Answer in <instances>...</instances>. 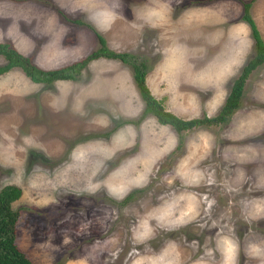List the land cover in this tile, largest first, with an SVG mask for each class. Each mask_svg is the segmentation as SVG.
<instances>
[{"label": "rangeland", "instance_id": "rangeland-1", "mask_svg": "<svg viewBox=\"0 0 264 264\" xmlns=\"http://www.w3.org/2000/svg\"><path fill=\"white\" fill-rule=\"evenodd\" d=\"M9 1L0 42L43 70L96 49L95 33L121 21L134 39L118 49L144 62L148 89L182 119L215 115L254 55L242 2L264 43V0ZM115 62L70 82L0 75V188L21 189L17 247L36 264H264V63L226 123L178 134L151 115L123 123L143 104Z\"/></svg>", "mask_w": 264, "mask_h": 264}, {"label": "trees", "instance_id": "trees-1", "mask_svg": "<svg viewBox=\"0 0 264 264\" xmlns=\"http://www.w3.org/2000/svg\"><path fill=\"white\" fill-rule=\"evenodd\" d=\"M198 2V0H192ZM250 1L242 2L240 19L247 23L250 35L253 39L254 55L249 58L233 79L228 94L221 107L213 116L182 119L164 109L161 101L156 99L148 89L145 82L146 68L143 61L137 55L129 52H114L106 46L102 36L95 33L99 46L90 51L80 60L70 64L49 70H43L31 63L30 58L20 54L10 42H0V56L4 62L0 64V74L17 67L34 83L50 84L56 80H74L81 70L91 61L100 57L117 59L131 68L132 80L142 101V110L135 120H125L123 123L138 124L145 116L151 115L160 125L170 126L176 133L188 131L198 127L216 126L226 123L231 114L238 108L242 96L245 80L250 73L264 63V43L251 19L248 9ZM78 22L77 20H73ZM21 195V189L13 184H7L0 188V264H36L29 259L15 244V224L19 216V210L12 207V203ZM131 194L123 198L129 199ZM17 237V235H16Z\"/></svg>", "mask_w": 264, "mask_h": 264}, {"label": "crops", "instance_id": "crops-1", "mask_svg": "<svg viewBox=\"0 0 264 264\" xmlns=\"http://www.w3.org/2000/svg\"><path fill=\"white\" fill-rule=\"evenodd\" d=\"M104 17V16H103ZM108 23H110V20H109V22ZM107 23V24H108ZM117 23V21H115L114 22V24H116ZM123 26L124 25H122V22L121 21H119V23H118V25H116L115 27H114V30H112L111 31V36H102L103 37V39L105 40V42H106V46L110 49V50H112V51H114V52H125V51H122L121 49L123 48V47H128V46H130L131 45V43L133 42V41H130V40H133L134 39V33H129V32H127L128 34H129V36L127 35V34H125V33H123L124 32V28H123ZM130 30H131V32H133L132 31V28H130ZM101 36V35H100ZM133 36V37H132ZM98 43V42H97ZM20 54H22V55H24V56H26L23 52H21L18 48H16L15 46H13ZM113 47H115V49L113 48ZM82 48V50H80L81 51V55H79L78 57H75V59H74V61H71V62H68V63H66L65 65H67V64H70V63H72V62H75V61H77V60H80L81 58H83L86 54H88V53H85L84 52V47H81ZM118 48H121V49H118ZM69 55H71L72 56V54H69ZM75 55L73 54V56L72 57H74ZM0 58H2L1 56H0ZM2 60H3V58H2ZM108 61V62H112V63H116L115 61H118V62H120L119 60H117V59H108V58H103V57H100V58H97V59H94V60H91L82 70H81V72H80V74L77 76V78L76 79H74V80H56L57 82L58 81H65V82H70V81H75V80H77L78 79V77H80V75H81V73L85 70V69H87V68H90V67H95L96 65H98V64H100V63H98V62H100V61ZM122 63V62H121ZM1 64V63H0ZM62 66H64V65H62ZM58 67H61V66H58ZM57 67V68H58ZM121 68V67H120ZM14 69H19V68H17V67H14V68H12V69H10L9 71H7L8 73L9 72H12ZM7 72H5V73H7ZM5 73H3V74H5ZM119 74H122L121 72L119 73ZM0 75H2V74H0ZM146 76V75H145ZM131 77H132V75H131ZM121 79L122 78H119V79H117V80H115V83L117 84V81H118V85H120V81H121ZM132 81V80H131ZM32 82V81H31ZM34 83V82H33ZM38 84H41V83H38ZM90 85V84H89ZM113 85V84H112ZM147 85V84H146ZM113 87V86H112ZM107 91H108V89H107ZM106 92V91H105ZM104 92V93H105ZM110 92H112V90H110L109 91V93ZM113 93H114V95H115V92L113 91ZM151 93V92H150ZM101 94H103L101 91H99L98 93H96L95 95L97 96V95H101ZM152 94V93H151ZM153 95V94H152ZM94 95H90V97H93ZM87 97H89V94L87 95ZM123 100V99H122ZM118 102H121V101H118ZM224 255H226V253L224 254ZM227 262V261H226Z\"/></svg>", "mask_w": 264, "mask_h": 264}, {"label": "flooded vegetation", "instance_id": "flooded-vegetation-1", "mask_svg": "<svg viewBox=\"0 0 264 264\" xmlns=\"http://www.w3.org/2000/svg\"><path fill=\"white\" fill-rule=\"evenodd\" d=\"M43 1H45V0H10L9 2H18V3H15V4H20V3H32V2H43ZM8 2V1H7ZM13 5H14V3H13ZM20 5H22V4H20Z\"/></svg>", "mask_w": 264, "mask_h": 264}]
</instances>
